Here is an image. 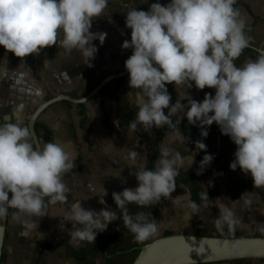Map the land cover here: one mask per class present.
<instances>
[{"label":"clouds","instance_id":"9594fccd","mask_svg":"<svg viewBox=\"0 0 264 264\" xmlns=\"http://www.w3.org/2000/svg\"><path fill=\"white\" fill-rule=\"evenodd\" d=\"M235 3L170 0L166 5L152 3L147 11L127 9L125 26L131 30L130 40L123 41L121 48L132 49L124 67L133 90L128 94L134 96L137 107L135 119L127 127L145 132L153 127H174L172 117L180 119L182 113L189 125L201 128V137H207V127L215 123L221 134L236 145L230 170L239 168L243 174H250L253 187L264 188V56L247 60L240 67L235 64L250 44L245 20ZM107 5L108 0H0V46L23 60L59 45L68 55L75 50L83 63L92 67L98 51L92 42L102 45L107 33L90 29ZM168 84L186 89L194 85L197 90L214 88L215 95L206 93L202 101H196L185 91L171 103ZM185 100L187 105L181 102ZM181 139L187 143V137ZM194 144L189 166L196 152L206 151L207 147L201 141ZM136 156L135 152L129 153L132 161ZM213 159V155L205 154L197 175ZM184 165L185 158L169 147L160 149L152 169L130 165L135 169L138 186L113 192L112 199L135 241L153 235L158 222L149 221L143 213L133 218L127 213V205L147 207L169 198L176 189L177 169ZM74 166L70 145L48 142L36 148L27 126L0 124V221L8 219L11 209L12 220L23 229L22 236L37 231L38 221L30 218L48 215L47 204L66 202L68 189L63 177ZM96 195L104 205L107 190L103 187ZM190 207L199 211L194 203ZM117 218V212L108 207L85 209L76 201L67 210L65 220L73 226L68 233L73 241L94 243L97 234ZM238 223L232 208L221 203L215 220L217 230L223 231L225 226L234 230Z\"/></svg>","mask_w":264,"mask_h":264},{"label":"crops","instance_id":"0c3cea01","mask_svg":"<svg viewBox=\"0 0 264 264\" xmlns=\"http://www.w3.org/2000/svg\"><path fill=\"white\" fill-rule=\"evenodd\" d=\"M155 2L166 5L170 0H108L103 14L93 21L90 29L107 33L102 45L99 41L92 42L98 49L91 61L92 67L83 63L78 52L74 50L68 55L59 45L23 60L0 46V124L14 122L26 126L30 112L43 99L57 92L81 96L105 75L124 68V61L132 54L131 48H121L123 41L130 40L131 30L125 26L127 9L134 7L147 11ZM234 7L245 20V34L250 38V44L264 49V0H236ZM259 56L264 53L248 47L235 64L240 67ZM128 80V73L115 80L112 78L104 84L103 92H96L83 102L57 100L38 115L37 120L51 129L52 142L70 145L75 166L63 177L68 189L67 199L66 202L47 204L48 215L44 217H31L38 221V228L26 237L21 235L23 229L12 220L9 209L0 264H130L140 244L166 230L264 235V188L253 187L250 174H243L239 168L230 170L229 164L234 160L236 150L230 138L222 135L215 123L207 127V137H201V128L189 125L182 113L180 119L173 116L172 121L186 124L185 129L175 127L164 131L168 127L165 126L153 127L151 132L142 128L130 131L127 125L135 119L137 107L134 96L128 94L133 91ZM166 87L171 103L185 91L196 101H202L206 93L215 95L214 88L197 90L193 85L186 89V86L171 84ZM181 102L187 105V100ZM164 111L167 114L168 110ZM37 134L41 147L48 143L43 139L42 127ZM182 137L188 138L186 144ZM195 141H201L207 147L206 151L196 152L189 166ZM162 147L178 151L185 158V165L177 169L176 189L169 198H161L147 207L134 203L127 205V213L133 218L143 213L149 221L155 219L158 222L153 235L137 242L124 226L112 193L137 187L135 169L130 165L135 163L137 167L152 169ZM131 152L137 153L135 161L129 157ZM205 154L213 155L214 159L197 175ZM183 176H193V179L184 180ZM103 187L107 195L103 197L105 204L101 205L96 194L102 193ZM195 188L203 194L201 198H194ZM206 193L208 199H205ZM245 200L250 203L245 204ZM76 201H80L85 209L99 211L108 207L117 212L118 218L107 230L97 234L94 243H76L68 235L73 226L65 218L67 210ZM193 203L198 206V212L190 207ZM221 203L231 207L239 221L234 230L225 226L219 231L215 227ZM153 206L155 213L149 217ZM41 235L43 238L39 239ZM208 264L239 263L225 260ZM253 264H264V258L255 259Z\"/></svg>","mask_w":264,"mask_h":264},{"label":"water","instance_id":"95a60500","mask_svg":"<svg viewBox=\"0 0 264 264\" xmlns=\"http://www.w3.org/2000/svg\"><path fill=\"white\" fill-rule=\"evenodd\" d=\"M249 47L264 53L263 48L252 44ZM126 73L124 67L105 75L81 96L57 92L39 102L30 112L26 123L32 133L34 146L41 147L35 121L45 107L62 99L74 103L83 102L98 92L106 82ZM5 228L6 220L0 221V262ZM247 257L264 258V235H214L177 231L164 233L140 244L130 264H192Z\"/></svg>","mask_w":264,"mask_h":264},{"label":"trees","instance_id":"16d2710c","mask_svg":"<svg viewBox=\"0 0 264 264\" xmlns=\"http://www.w3.org/2000/svg\"><path fill=\"white\" fill-rule=\"evenodd\" d=\"M120 77H116V78H114V80L115 79H118ZM104 88H105V85L101 86L100 89L98 90V92H103ZM40 127L43 128V139L46 142H52L51 129L47 125L43 124L40 120H36L35 121V129H36V132H38V130H39ZM175 127H181L183 129H185L187 127V125L186 124H174V127H166L164 131H167V130H169L171 128H175ZM183 179L184 180H192L193 179V176H183ZM202 196H203V194L198 193L197 192V188H195L194 189V198L195 199H198V198H201ZM154 213H155V206L152 207V211L149 214V217H152L154 215ZM171 232H172L171 230H166L165 231V233H171ZM137 250H138V248H137ZM2 257H3V254L1 253V260H2ZM255 259H257V258L247 257V258L231 259L229 261L237 262L239 264H253V261ZM222 261H225V260H222ZM192 264H208V262L192 263Z\"/></svg>","mask_w":264,"mask_h":264},{"label":"rangeland","instance_id":"374dc122","mask_svg":"<svg viewBox=\"0 0 264 264\" xmlns=\"http://www.w3.org/2000/svg\"><path fill=\"white\" fill-rule=\"evenodd\" d=\"M165 232L163 231L162 234H164ZM203 234H208V233H203ZM137 250L134 251V253L136 254Z\"/></svg>","mask_w":264,"mask_h":264}]
</instances>
